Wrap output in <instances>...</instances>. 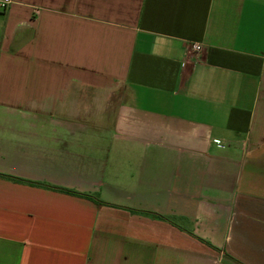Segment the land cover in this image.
<instances>
[{"label":"crops","instance_id":"1","mask_svg":"<svg viewBox=\"0 0 264 264\" xmlns=\"http://www.w3.org/2000/svg\"><path fill=\"white\" fill-rule=\"evenodd\" d=\"M0 264H264V0L0 7Z\"/></svg>","mask_w":264,"mask_h":264},{"label":"built area","instance_id":"2","mask_svg":"<svg viewBox=\"0 0 264 264\" xmlns=\"http://www.w3.org/2000/svg\"><path fill=\"white\" fill-rule=\"evenodd\" d=\"M11 3V0H0V7L6 9L8 5ZM190 52L194 54L197 58H201L203 54V47L199 43H192L190 45Z\"/></svg>","mask_w":264,"mask_h":264},{"label":"trees","instance_id":"3","mask_svg":"<svg viewBox=\"0 0 264 264\" xmlns=\"http://www.w3.org/2000/svg\"><path fill=\"white\" fill-rule=\"evenodd\" d=\"M65 191H66V190H65ZM66 192L76 194L75 192H72V191H66ZM84 196H86V195H84ZM87 197H88V196H87Z\"/></svg>","mask_w":264,"mask_h":264}]
</instances>
